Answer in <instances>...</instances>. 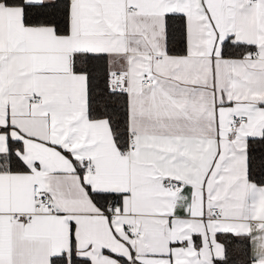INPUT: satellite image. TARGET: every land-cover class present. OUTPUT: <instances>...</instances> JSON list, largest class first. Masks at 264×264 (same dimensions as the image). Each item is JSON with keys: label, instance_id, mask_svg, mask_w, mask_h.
<instances>
[{"label": "snow or ice", "instance_id": "1", "mask_svg": "<svg viewBox=\"0 0 264 264\" xmlns=\"http://www.w3.org/2000/svg\"><path fill=\"white\" fill-rule=\"evenodd\" d=\"M0 264H264V0H0Z\"/></svg>", "mask_w": 264, "mask_h": 264}]
</instances>
